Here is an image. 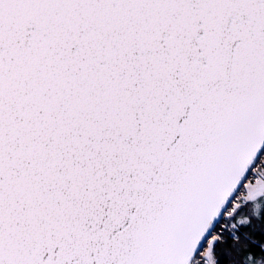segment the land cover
I'll return each instance as SVG.
<instances>
[{
  "label": "snow or ice",
  "instance_id": "6c2138e0",
  "mask_svg": "<svg viewBox=\"0 0 264 264\" xmlns=\"http://www.w3.org/2000/svg\"><path fill=\"white\" fill-rule=\"evenodd\" d=\"M0 264H264V0H0Z\"/></svg>",
  "mask_w": 264,
  "mask_h": 264
}]
</instances>
